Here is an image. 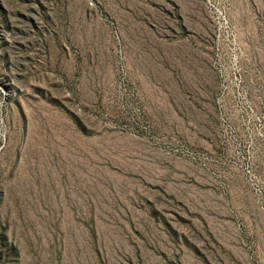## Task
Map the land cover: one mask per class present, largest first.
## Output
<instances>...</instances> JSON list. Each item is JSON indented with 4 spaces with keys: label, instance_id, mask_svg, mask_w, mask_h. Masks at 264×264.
I'll return each instance as SVG.
<instances>
[{
    "label": "rangeland",
    "instance_id": "374dc122",
    "mask_svg": "<svg viewBox=\"0 0 264 264\" xmlns=\"http://www.w3.org/2000/svg\"><path fill=\"white\" fill-rule=\"evenodd\" d=\"M0 264H264V0H0Z\"/></svg>",
    "mask_w": 264,
    "mask_h": 264
}]
</instances>
